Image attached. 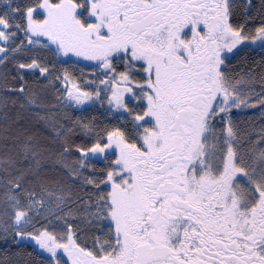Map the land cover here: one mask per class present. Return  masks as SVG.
<instances>
[{"label":"snow or ice","instance_id":"1","mask_svg":"<svg viewBox=\"0 0 264 264\" xmlns=\"http://www.w3.org/2000/svg\"><path fill=\"white\" fill-rule=\"evenodd\" d=\"M0 264H264V0H0Z\"/></svg>","mask_w":264,"mask_h":264}]
</instances>
